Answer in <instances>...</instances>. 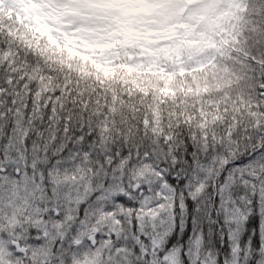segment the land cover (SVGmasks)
Listing matches in <instances>:
<instances>
[{"label": "snow or ice", "instance_id": "1", "mask_svg": "<svg viewBox=\"0 0 264 264\" xmlns=\"http://www.w3.org/2000/svg\"><path fill=\"white\" fill-rule=\"evenodd\" d=\"M0 264H264V0H0Z\"/></svg>", "mask_w": 264, "mask_h": 264}]
</instances>
